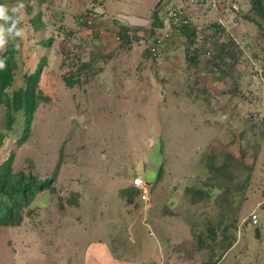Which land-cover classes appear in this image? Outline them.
Instances as JSON below:
<instances>
[{"label":"rangeland","instance_id":"rangeland-1","mask_svg":"<svg viewBox=\"0 0 264 264\" xmlns=\"http://www.w3.org/2000/svg\"><path fill=\"white\" fill-rule=\"evenodd\" d=\"M122 1L0 0L17 18L0 19L6 94L41 66L27 131L0 103V165L44 185L0 225V264H264V0L157 29L156 53L150 26L97 45Z\"/></svg>","mask_w":264,"mask_h":264},{"label":"trees","instance_id":"trees-1","mask_svg":"<svg viewBox=\"0 0 264 264\" xmlns=\"http://www.w3.org/2000/svg\"><path fill=\"white\" fill-rule=\"evenodd\" d=\"M187 26L188 25H183L180 28ZM163 28L162 21L157 15V11L153 12L151 15L149 32L146 31L148 32V36L149 33H152L150 36L152 37L154 33H156L157 29L161 30ZM14 53V47L10 44H6V47L1 55L0 64V103L4 104L6 109V129H10L13 125V117L11 115L12 111L21 109L24 111L23 114L27 118V131L29 126L28 119L37 105V100L35 98V84L37 82L41 66L33 73L32 83H28L26 88L19 89L14 93L13 97L10 98L9 95L6 94L5 89L12 81L13 70L16 66ZM11 163L12 156L8 157L7 160L0 165V225L3 226H13L19 223L18 221L20 219L21 208L30 202V198L33 196L35 191L42 188L40 187L42 184H37L35 180L25 179V175L23 173L13 174L11 172ZM130 191L132 198L138 193L137 189L134 190L131 188ZM128 199L131 198L128 197Z\"/></svg>","mask_w":264,"mask_h":264},{"label":"crops","instance_id":"crops-1","mask_svg":"<svg viewBox=\"0 0 264 264\" xmlns=\"http://www.w3.org/2000/svg\"><path fill=\"white\" fill-rule=\"evenodd\" d=\"M126 7L123 10H115L114 11V15L115 17H111V18H103L102 15L104 13L107 12L106 7L101 3V4H97L95 9L96 13L100 14V17L103 18V20H106L107 22H110L111 27H109L110 29H112L113 31H110L108 28V32L107 31H100V35L97 37V45H111L113 44V40H111L112 36L115 35V31L116 33L120 32L121 29L124 30L127 34H129L130 38L132 39L134 34L137 35V33L140 31H138V27H132L129 26L127 24V22L122 19L119 14L122 15H133V16H138V17H142L145 19H149L151 20V15L153 12L157 11V15L159 16V13L161 12V10L164 8L166 0H123L122 1ZM185 11H183L184 15L186 16H199L200 12H202V10L205 11H209L206 14V17L208 16V18L211 17V13H214L216 11L208 9L207 7H197V6H185ZM225 12V11H223ZM102 14V15H101ZM190 19V18H189ZM220 22V21H219ZM101 27V26H100ZM146 35V34H145ZM142 36V37H145ZM117 37V36H116ZM118 38V37H117ZM116 39V38H114ZM111 43V44H109ZM135 190V188L132 187V185L129 187ZM139 195V190L138 193L135 197H138ZM155 254V253H154ZM155 262V261H154ZM158 262V261H156Z\"/></svg>","mask_w":264,"mask_h":264},{"label":"built area","instance_id":"built-area-1","mask_svg":"<svg viewBox=\"0 0 264 264\" xmlns=\"http://www.w3.org/2000/svg\"><path fill=\"white\" fill-rule=\"evenodd\" d=\"M227 0H166L164 8L159 13V17L164 24V29H173L172 27L180 28L183 25L190 24L188 16L184 15L185 6L207 7L211 10H218L222 12L225 10L224 6ZM162 45L161 37L156 34L151 37L150 51L157 52V47ZM132 187L139 190L140 199L149 202L150 196L146 190V182L140 176L133 178ZM257 215H251L252 224H257Z\"/></svg>","mask_w":264,"mask_h":264},{"label":"water","instance_id":"water-1","mask_svg":"<svg viewBox=\"0 0 264 264\" xmlns=\"http://www.w3.org/2000/svg\"><path fill=\"white\" fill-rule=\"evenodd\" d=\"M119 16L124 19L127 24L129 26H132V27H147L151 24V21L149 19H145V18H142V17H138V16H133V15H122V14H119ZM138 35H134L133 38L135 40H138V38L140 36H144L146 34V31L144 30H141L137 33ZM132 38V39H133ZM133 39V40H134ZM84 118V113H81L79 114L77 117H76V121L78 122H81V120ZM160 258H158V253H155L154 256H153V261H159Z\"/></svg>","mask_w":264,"mask_h":264},{"label":"clouds","instance_id":"clouds-1","mask_svg":"<svg viewBox=\"0 0 264 264\" xmlns=\"http://www.w3.org/2000/svg\"><path fill=\"white\" fill-rule=\"evenodd\" d=\"M20 8H23V3L22 2L18 6L12 7L11 8V13H13V14L17 13ZM0 19H2L4 21L12 20L13 21V25L12 26H13V28H15L16 23H17V18L14 17L13 15H9V9L7 8L6 5H3V4H0ZM163 27H164V24H163ZM22 31H23V29H21V28L16 29V32H17L18 35ZM2 39H3V37H2V35H0V42H2Z\"/></svg>","mask_w":264,"mask_h":264}]
</instances>
